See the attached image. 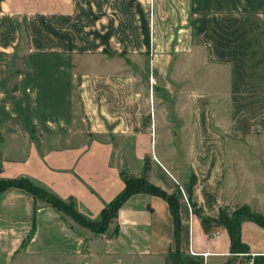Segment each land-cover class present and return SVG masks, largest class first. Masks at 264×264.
I'll return each mask as SVG.
<instances>
[{"label":"crops","instance_id":"0c3cea01","mask_svg":"<svg viewBox=\"0 0 264 264\" xmlns=\"http://www.w3.org/2000/svg\"><path fill=\"white\" fill-rule=\"evenodd\" d=\"M0 28V179H28L96 220L122 192L120 173L143 177L177 199L180 253L264 264L263 228L243 220L248 252L231 254L226 229L205 231L177 192L203 217L241 207L264 215V145L228 147L210 115V93L244 102L264 92V0H0ZM253 28L258 52L241 42ZM171 80L180 89L168 116L160 95L172 94ZM228 125L264 143V116ZM173 248L157 196H129L96 234L24 190L0 193V264H170Z\"/></svg>","mask_w":264,"mask_h":264},{"label":"trees","instance_id":"16d2710c","mask_svg":"<svg viewBox=\"0 0 264 264\" xmlns=\"http://www.w3.org/2000/svg\"><path fill=\"white\" fill-rule=\"evenodd\" d=\"M120 176L124 183L122 192L106 206H104L96 220L86 219L79 214L74 208L72 199L63 201L43 188L32 184L25 178L12 180L0 179V193L8 188L24 190L31 195L34 202L40 201L50 206L70 218L78 226L96 234H102L106 230L107 224L115 217L117 210L129 196L138 193L157 196L166 202L172 219L174 248L173 250L168 251L167 254L170 264H199V260L186 256L179 251V216L178 202L175 195H166L160 189L149 184L143 177L134 178L124 174L123 172L120 173ZM186 199L192 209V212L197 215L205 231L210 228V224L216 227H224L226 229L230 240L231 254H246L248 252L247 246L241 242L240 227L243 220L254 222L256 225L264 229V217L260 214L251 212L248 207H241L230 214H228L225 210H218L215 218H208L199 215L196 210H193L194 205L190 204L189 196H187ZM227 264L233 263L232 261H229Z\"/></svg>","mask_w":264,"mask_h":264},{"label":"rangeland","instance_id":"374dc122","mask_svg":"<svg viewBox=\"0 0 264 264\" xmlns=\"http://www.w3.org/2000/svg\"><path fill=\"white\" fill-rule=\"evenodd\" d=\"M1 29V28H0ZM21 29V28H20ZM239 35H241V32H237ZM260 35V31L257 30L256 28H253V31L250 30V32L243 34L241 36V42L243 43V45H245V47L251 48L253 51H261V49H258L259 47L261 48L262 44H257V43H250V41L255 38V36ZM254 40V39H253ZM192 50V48L189 49L188 52H190ZM207 50V45H206V49ZM251 50V52H252ZM207 53V52H206ZM16 58V57H14ZM13 58V62L16 64L17 59ZM240 57H234V63L238 66H243V67H251V64H249V66L247 65L248 62L250 63L252 61V59L250 60H245V59H239ZM208 61V60H207ZM188 62L190 63V60H188ZM141 60L139 59L137 61V64H135L136 66H141ZM189 66H191L189 64ZM246 67V68H247ZM261 68H264V62L261 64ZM176 78V80H178L180 82V84H184L185 81H188L187 79H190L189 77H183V76H177L174 77ZM150 77H148L147 82H148V91H147V100L149 103V108H147V114L145 115L144 119V126H147L146 122L147 119L150 120V100H151V84H150ZM181 84V85H182ZM182 88V87H181ZM180 89V85L175 83L174 81L171 80V86H170V91H172V94L166 93V94H161L160 97L162 98V100L165 102L166 104V111H167V115L170 116L172 114V106L175 102V97L177 94V91ZM250 100H245L243 102V100H241V98L236 97L234 99V101H227L225 93H217V94H213L210 93V97H212V99L217 98V100L215 99V102L213 101V106L211 107V117L216 119V128L219 131V133H221V137H222V141H224L225 143H227L228 147H233V148H242V147H257L258 145L263 146L264 143L263 141H259V139L257 138V133L254 136H251V139L248 137H241L239 134H232L229 132H226V128L230 127L228 125V121L231 120L232 117H240L242 115H247L249 117H257V116H264V102L261 106H259V103L257 102L258 98H263L264 99V92H257L254 91L253 93L250 94ZM234 104H233V103ZM230 103V105H229ZM243 104H249L248 107H245L243 109ZM151 123H148V127H151ZM251 127L250 131H253V129L257 130V125L255 123H252L250 125H248ZM239 130L241 129V127H245L244 124H239ZM255 127V128H253ZM250 139V140H249ZM174 142H176L174 140ZM260 142V143H259ZM123 158V157H122ZM125 174V172H123ZM177 192L179 193L178 195L181 196V192L180 189L177 190ZM185 196L186 193H185ZM182 199V196H181ZM183 200V199H182ZM261 215V214H260ZM264 217V215H262ZM212 225V224H210ZM199 260V259H197ZM199 264H202V261H198ZM27 264H84V263H72L69 261L66 262H61V263H48L46 262H37V263H27ZM87 264V263H86ZM88 264H98V263H88Z\"/></svg>","mask_w":264,"mask_h":264},{"label":"built area","instance_id":"2783aa9c","mask_svg":"<svg viewBox=\"0 0 264 264\" xmlns=\"http://www.w3.org/2000/svg\"><path fill=\"white\" fill-rule=\"evenodd\" d=\"M180 192H181L182 199H183L184 203L186 204L188 212L190 214L192 212V209L189 206V204L187 202V199H186V196H185V194L183 193V191L181 189H180ZM217 235H218V232H216V231L211 234L212 237H215ZM187 256L192 257V258L199 256L201 258L202 264H206V257L208 256V253L197 254L190 248V246H188Z\"/></svg>","mask_w":264,"mask_h":264}]
</instances>
